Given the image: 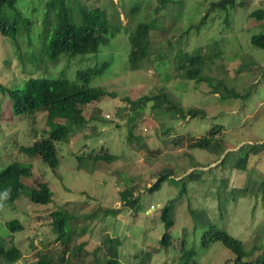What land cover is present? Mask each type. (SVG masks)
<instances>
[{
  "label": "rangeland",
  "instance_id": "1",
  "mask_svg": "<svg viewBox=\"0 0 264 264\" xmlns=\"http://www.w3.org/2000/svg\"><path fill=\"white\" fill-rule=\"evenodd\" d=\"M199 1L204 0H187L181 7L160 6L156 12L159 0H123V8H117L122 24L132 25L135 18L147 17V21L155 19L164 31L151 29L149 60L139 61L137 67H131L121 57L126 53L127 44L129 47L127 37L123 42L121 36H116L100 45L102 54L95 56L97 63L110 60L116 62L112 65L115 68L124 61L125 68L118 73L102 71L99 78L92 80L93 85L115 95L83 106L87 121L71 132L66 142L58 144L59 164L55 169L42 159H30L19 151L20 144H31L35 138L29 133L28 121L11 115L9 98L0 92V170L13 161L30 164L32 175L46 181L53 192L48 204L30 202L26 196L12 202L0 198V239L7 247L15 245L22 252V258L15 264L31 261L37 252L50 257L52 264H89L104 235L119 238L118 264H128L133 258L136 262L142 259L138 255L145 256L148 252L151 256L140 264H173L179 249L168 247L153 252L152 248H158L166 230L160 219L161 209L180 192L173 203V225L169 231L175 243L185 238V247L194 251L192 260L199 264H222L228 260V264H233V252L220 241L207 246L201 244L206 218L241 240L243 249L249 253L246 259H254L264 252V183L261 182L264 179V48L250 42L251 35L259 32L260 26L249 15L252 10L264 8V0H235L240 3L229 8L227 16L223 11L212 10L205 24L190 28L180 39L177 36L181 30L203 16ZM99 2L107 9L111 7L109 0H87L91 7ZM42 4L43 1H30L26 7L31 24L36 27L32 36L37 43L42 29ZM135 5L139 11L133 20L128 10ZM180 46L188 52L200 47L202 52L215 53L214 63L210 62L205 72H213V76L222 79L239 96H222L209 91L206 83L196 85L193 80L175 77L171 59ZM161 60H167L164 67ZM64 65L59 63L56 69L71 71L75 67L73 61ZM159 90L167 92L173 102L184 108L203 109L205 116H186L172 121L164 113L144 109L130 113L136 122L131 124L125 114L115 115L125 96L136 99ZM95 108L98 119L92 121ZM42 121H37L40 123L35 124L37 128L43 127ZM217 126L220 133L209 138H223L224 145L218 153L187 148V135L201 136ZM41 134L38 130L37 137ZM145 142L154 153L141 147ZM101 148L112 154L114 160H88V151L98 152ZM241 148L252 150L246 168L236 169L233 162ZM190 157L197 163L194 167ZM166 168L171 169V177L176 181L166 178L158 189L148 191L159 172ZM191 171L197 174L188 176ZM26 182L32 183V180L29 178ZM129 187L133 188L132 196L139 197L137 211L121 198V191ZM188 207L197 211V218L200 214L206 216L201 224H195ZM57 208L77 216L68 222L67 245L57 239L49 223V213ZM86 214L92 217L84 218ZM12 219L21 222L23 229L10 230L7 222ZM77 246L80 247L78 256L71 257ZM0 264L6 263L0 258Z\"/></svg>",
  "mask_w": 264,
  "mask_h": 264
},
{
  "label": "trees",
  "instance_id": "2",
  "mask_svg": "<svg viewBox=\"0 0 264 264\" xmlns=\"http://www.w3.org/2000/svg\"><path fill=\"white\" fill-rule=\"evenodd\" d=\"M30 1L32 3L43 1L44 3L42 4L43 10L40 22L42 29L37 39L39 43L35 42L32 36L36 27L31 24L26 9ZM109 1L111 7L107 9L100 2L96 3L94 7L88 6L87 0H0V68L2 74L0 92L7 94L9 98L11 115L18 120L28 121L29 133L35 138L31 144H20L18 146L19 151L30 159H42L51 169L57 168L59 164L58 144L66 142L69 134L81 128L87 121L82 112L83 106L93 101H99L108 95H115L114 92H108L91 82L93 79L99 78L102 71L121 72L124 70L126 62L123 61L115 68L112 65L116 62L113 63L110 60L97 63L95 56L102 54L100 45L106 44L116 36H121L122 41L124 37H127L129 47L127 49V44L126 53L121 57H124L131 67H137L139 61L149 60L151 29L158 28L164 31V27L160 28L161 26L156 23L155 19L147 21V17H145L144 19L137 20L135 18L136 20H134L139 11V7L136 5L128 10L130 12V14L128 13L129 16L134 20L133 24H122L117 8L118 6L121 9L123 8V0H119L118 3L113 0ZM186 1L159 0L155 11L158 12L160 6L169 4L181 7L186 4ZM197 3L202 5L204 14L197 23H189L181 30L177 36L180 39L186 35L190 28H198L199 25L205 24L212 10L223 11L227 16L228 9L236 7V3L240 2L235 0H204ZM37 12V10H34V14H37ZM249 15L258 20L260 26V31L251 35L250 42L257 47L264 48V8L252 10ZM214 55L215 53L202 52L200 47L192 52L184 50L181 46L178 47L171 59L175 67V77L184 81L193 80L196 85L206 83L209 91L222 96H239L238 92L227 88L222 79L213 76V72L212 74L205 72L208 64L210 62L214 63L212 61ZM158 56L162 57V53L158 52ZM167 60L159 62L164 67ZM72 61L75 67L71 71L66 68L56 69L59 63L68 66ZM80 63H82V66L79 65ZM12 69L14 70L13 73ZM67 75L71 76L67 77ZM221 85H223V89ZM144 109H149L154 113H164L172 121L183 120L186 116L190 118L203 117L206 114L203 109L198 107H182L180 104L173 102L167 92L159 90L151 95H143L136 99L125 96L123 104L116 109L115 115L123 113L124 116L125 114L128 117V122L132 124L136 122L132 119L133 116L130 113L143 111ZM97 112L98 110L95 108L93 110L94 116L91 117L92 121L98 119V114L95 116ZM39 114H42L40 119ZM38 120L43 122L41 129L36 127V125H40L37 122ZM91 128H95V125H92ZM38 130L42 133L39 137H37ZM128 132L132 136L129 128ZM216 133H220L218 126L210 128L201 136L187 135L186 146L189 149L202 148L218 153L224 145L223 138L217 137L213 140L209 138ZM184 135L182 134V136ZM141 147L149 153L155 152L149 148L148 143ZM251 150V148H241L239 155L233 162L236 169L246 168V160L249 158ZM106 152L107 150L102 148L98 152L96 150L88 151V160L91 162L99 160L110 162L114 160V156ZM189 161L193 167L197 164L191 160V157ZM32 174V165L30 164L18 161L7 164L0 170V198L12 202L21 196H26L33 203L48 204L51 202L53 192L48 183L39 180ZM196 174V171H191L188 176ZM171 175L170 168H166L165 171L161 170L152 185L148 187V191L158 189L161 182L166 178L176 181ZM29 178L32 183L26 182ZM179 180H182V178ZM261 182L264 183V179ZM184 183L186 184V182ZM132 189L131 187L124 188L121 191V198L125 200L129 207L137 211L139 197L137 195L132 196ZM180 194L181 192L173 199L168 200L161 209L160 219L166 230L159 240L158 248H152V251L157 252L162 248L172 247L179 249L178 259L173 264H199L192 260L194 251L185 247V238L175 243L169 231V228L173 225V203L179 198ZM113 211L109 210L110 213ZM188 211L195 224L197 222L201 224L206 218V216L204 218V214H200L197 218V211L191 207H188ZM49 216L51 229L57 234V239H61L67 245L68 222L77 218V216L59 208L52 210ZM91 217L92 214L84 215V218ZM206 221L207 227H203L205 230H203L200 240L203 246H207L213 241H220L233 252V264H264V252L258 254L254 259H246L245 257L249 253L243 249L241 240L209 223L210 221L207 218L204 222L206 223ZM7 226L11 230L23 229L22 223L17 219L8 221ZM118 247V237L104 235L100 245L93 251L94 258L92 263L89 264H118ZM79 250V246L75 247L70 256L77 257ZM99 251L100 255H98ZM150 256V252L145 256L138 255L137 257L142 259L135 262V258H133L128 261V264H140ZM0 258L6 264H15L22 258L21 249L15 245L5 247L0 239ZM63 260L64 256L62 255L61 261ZM52 263V259L46 254L37 252L34 254V259L25 264ZM79 264L85 263L80 262ZM222 264H228V260Z\"/></svg>",
  "mask_w": 264,
  "mask_h": 264
},
{
  "label": "clouds",
  "instance_id": "3",
  "mask_svg": "<svg viewBox=\"0 0 264 264\" xmlns=\"http://www.w3.org/2000/svg\"><path fill=\"white\" fill-rule=\"evenodd\" d=\"M107 117H108V115H106ZM22 226H23V224H22ZM11 230V229H10ZM4 243V242H3ZM4 245H5V243H4ZM5 247H7L6 245H5ZM17 247V246H16ZM19 248V247H18Z\"/></svg>",
  "mask_w": 264,
  "mask_h": 264
}]
</instances>
